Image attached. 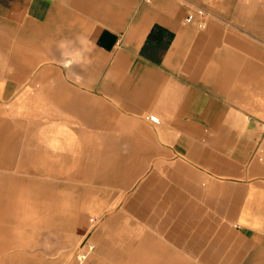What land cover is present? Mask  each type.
<instances>
[{
    "label": "crops",
    "instance_id": "1",
    "mask_svg": "<svg viewBox=\"0 0 264 264\" xmlns=\"http://www.w3.org/2000/svg\"><path fill=\"white\" fill-rule=\"evenodd\" d=\"M25 194L96 264H264V0H0V264Z\"/></svg>",
    "mask_w": 264,
    "mask_h": 264
},
{
    "label": "rangeland",
    "instance_id": "2",
    "mask_svg": "<svg viewBox=\"0 0 264 264\" xmlns=\"http://www.w3.org/2000/svg\"><path fill=\"white\" fill-rule=\"evenodd\" d=\"M125 196L126 195H122V198H124ZM72 199L73 198L69 197V200L71 202ZM37 201L40 204H44L47 202V198H39L30 194L18 196L16 202L20 204L21 210H19L18 212H12L10 213V215L14 214V219L19 218L20 220H24L26 237L32 238V236H35V241L41 240L47 241L48 243L42 244L41 249L35 248L34 250H29L28 258L17 260V262L19 264H96L97 261L92 260V257L95 256V253H97L98 250L95 238L98 231L102 228L105 222V216L110 213H104L101 216L91 215L92 219H95L96 221L95 224L91 222V216L87 215V213L82 211L67 210L66 212L59 213L58 216L62 215L68 218V221H70L69 226L70 224H72L73 226L80 227L85 222L84 226L87 230H85L86 233L85 231L81 233V231H79L80 228L78 230H76L75 228L74 230H72L71 227L68 228L67 231H65L63 228L52 230L48 229V227L46 226V221L48 220L49 214L45 212V210H41V205H38L36 207V211L31 210L32 203L35 204ZM125 221L126 220L123 217H120V224L125 223ZM53 239H56L55 244H53ZM140 239V237H137L135 238L134 242L136 240L139 241ZM116 241L119 243L118 239H116ZM104 244L106 246L112 244V238H108V242L107 238H105ZM38 245L39 244H35V246ZM90 246L93 247L92 250H90ZM57 252L64 253L66 255L64 257L66 258L55 257L54 255H57ZM37 253H42V255H44L45 257L40 259L33 257L34 254ZM81 253L87 254V258L83 261H80L78 259V256H80ZM136 263H143V261L136 260ZM121 264H128V260L122 259Z\"/></svg>",
    "mask_w": 264,
    "mask_h": 264
},
{
    "label": "built area",
    "instance_id": "3",
    "mask_svg": "<svg viewBox=\"0 0 264 264\" xmlns=\"http://www.w3.org/2000/svg\"><path fill=\"white\" fill-rule=\"evenodd\" d=\"M199 15L201 16V20H199L197 23H198V26L199 27H204V24H205V17H206V14L203 12V11H200L199 12ZM195 21V15L193 14V13H189L188 14V17L186 18V23H188V24H191V23H193ZM145 120L146 121H149V122H151V123H159V118L157 117V116H155V115H149V116H147L146 118H145ZM91 222L92 223H95L96 224V221H95V219H91ZM90 248V250H92L93 249V247L92 246H90L89 247ZM87 258V254H85V253H81V255L80 256H78V259L80 260V261H83V260H85Z\"/></svg>",
    "mask_w": 264,
    "mask_h": 264
}]
</instances>
